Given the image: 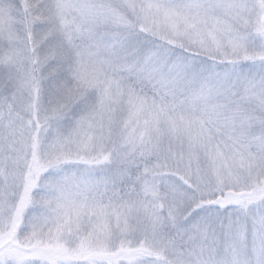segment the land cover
Returning <instances> with one entry per match:
<instances>
[{"label": "snow or ice", "instance_id": "6c2138e0", "mask_svg": "<svg viewBox=\"0 0 264 264\" xmlns=\"http://www.w3.org/2000/svg\"><path fill=\"white\" fill-rule=\"evenodd\" d=\"M0 264H264V0H0Z\"/></svg>", "mask_w": 264, "mask_h": 264}]
</instances>
